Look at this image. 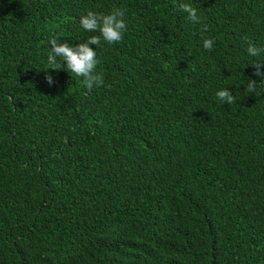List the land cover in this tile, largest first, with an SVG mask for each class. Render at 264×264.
I'll return each instance as SVG.
<instances>
[{
    "label": "trees",
    "instance_id": "obj_1",
    "mask_svg": "<svg viewBox=\"0 0 264 264\" xmlns=\"http://www.w3.org/2000/svg\"><path fill=\"white\" fill-rule=\"evenodd\" d=\"M179 2L0 0V264H264V0ZM114 9L102 85L48 69Z\"/></svg>",
    "mask_w": 264,
    "mask_h": 264
},
{
    "label": "clouds",
    "instance_id": "obj_2",
    "mask_svg": "<svg viewBox=\"0 0 264 264\" xmlns=\"http://www.w3.org/2000/svg\"><path fill=\"white\" fill-rule=\"evenodd\" d=\"M179 10L187 14V18L192 23H199L201 17L197 14V9L188 3L179 2ZM124 12L119 9H114L110 14L96 13L89 11L86 15L80 17V25L88 32H99V35H93L83 43L75 46L68 43H59L57 37H51L49 44L51 51L47 57L48 69L56 71L65 70L68 73L81 77L83 85L88 91H92L94 87H99L103 83L102 74L97 73L96 67L99 61L97 60L95 50L90 45L99 46L101 38L108 44L119 43L123 40L126 24L123 19ZM206 28V26H205ZM214 41L205 39L203 47L207 50L213 48ZM250 56H258L264 52V48L257 47L251 43L247 48ZM254 67V75L261 77V82H264V62L252 64ZM46 82L49 85L53 83L51 75L45 76ZM257 82L249 79L247 83V91L255 93ZM217 98L221 103L232 104L235 102V97L229 89H222L216 93Z\"/></svg>",
    "mask_w": 264,
    "mask_h": 264
}]
</instances>
